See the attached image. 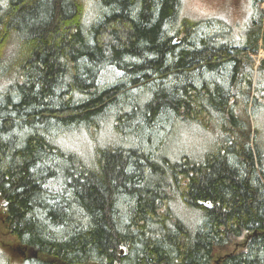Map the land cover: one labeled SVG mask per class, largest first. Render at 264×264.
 I'll use <instances>...</instances> for the list:
<instances>
[{
    "label": "trees",
    "instance_id": "1",
    "mask_svg": "<svg viewBox=\"0 0 264 264\" xmlns=\"http://www.w3.org/2000/svg\"><path fill=\"white\" fill-rule=\"evenodd\" d=\"M253 23L243 37L182 0H0V255L264 264Z\"/></svg>",
    "mask_w": 264,
    "mask_h": 264
},
{
    "label": "rangeland",
    "instance_id": "2",
    "mask_svg": "<svg viewBox=\"0 0 264 264\" xmlns=\"http://www.w3.org/2000/svg\"><path fill=\"white\" fill-rule=\"evenodd\" d=\"M92 2V0H89ZM255 6V5H254ZM253 6L251 0H182V13L186 15H190L193 17L203 18V17H218L226 20L235 26V29L238 30L239 35L241 34L244 37V34L249 27L253 26V21L258 22L261 19V36H264V3L258 5L257 7ZM91 9V5H90ZM235 32V34H237ZM256 52H249L247 56V62L249 67L253 69V71H258L260 66L264 71V65L262 61L264 60V48L263 42L260 40L256 45ZM264 80V76H263ZM264 109V108H262ZM254 111V121L258 126L260 132H264V111ZM184 130H182L183 132ZM185 144H183V148L185 149H196L199 144V139L202 134L196 130L187 131ZM187 149V150H188ZM189 151V150H188ZM191 152V151H190ZM3 209L4 207L0 204V217H3ZM247 234L244 233L240 237L236 238L233 242L236 244L237 248L244 247L246 242ZM8 244L11 246H15V241L9 237L6 232H2L0 234V245ZM1 247V246H0ZM24 250H20L19 248H15L13 252L14 255H11L9 252L3 253L0 255V264H6L5 255H9L10 261L12 264H19L22 262L21 252Z\"/></svg>",
    "mask_w": 264,
    "mask_h": 264
},
{
    "label": "flooded vegetation",
    "instance_id": "3",
    "mask_svg": "<svg viewBox=\"0 0 264 264\" xmlns=\"http://www.w3.org/2000/svg\"><path fill=\"white\" fill-rule=\"evenodd\" d=\"M21 258L22 260H26L30 257H36V254H34L32 251H28V250H24L23 252H21Z\"/></svg>",
    "mask_w": 264,
    "mask_h": 264
},
{
    "label": "water",
    "instance_id": "4",
    "mask_svg": "<svg viewBox=\"0 0 264 264\" xmlns=\"http://www.w3.org/2000/svg\"><path fill=\"white\" fill-rule=\"evenodd\" d=\"M34 254H36L34 251H33Z\"/></svg>",
    "mask_w": 264,
    "mask_h": 264
},
{
    "label": "bare ground",
    "instance_id": "5",
    "mask_svg": "<svg viewBox=\"0 0 264 264\" xmlns=\"http://www.w3.org/2000/svg\"><path fill=\"white\" fill-rule=\"evenodd\" d=\"M178 135V134H177Z\"/></svg>",
    "mask_w": 264,
    "mask_h": 264
}]
</instances>
